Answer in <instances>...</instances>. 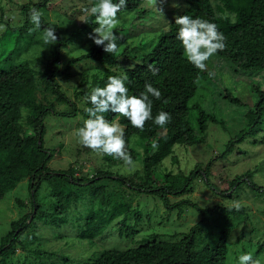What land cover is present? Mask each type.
Masks as SVG:
<instances>
[{
	"label": "trees",
	"instance_id": "trees-1",
	"mask_svg": "<svg viewBox=\"0 0 264 264\" xmlns=\"http://www.w3.org/2000/svg\"><path fill=\"white\" fill-rule=\"evenodd\" d=\"M27 1L21 4L24 22L16 27L5 22L7 30L0 36V156L5 155L6 159L3 161L0 157V201L7 190L28 178L30 211L12 220L7 233L1 237L0 264H11L17 249L22 250L24 259L17 258L14 264L66 262L65 257L51 253L52 250L40 249V243L47 239L41 237L39 240L31 234L41 220L58 233L51 236L54 242L67 238L63 241L66 248L75 246L73 238H78V243L84 244L86 240V244L92 245L102 231L113 223L128 238L133 237L137 231L136 225L141 221V213L131 204L135 199L125 204L105 196L100 184L106 180L115 181L139 197L159 200L167 219L175 211L176 217L181 218L185 209L191 208L196 210L200 220L187 233L173 234V241H160L154 235L152 240H144L137 247L126 250H82L81 259L73 258L72 264H228L229 253L240 242L243 252L247 251V243L251 239H246V229L251 222L261 225V219L254 222L249 218L248 207L235 208L223 202L230 197L237 199L240 193H245L252 198L253 203L264 206V185L254 181L255 173L264 170V165L260 167L256 164L237 175L222 163L233 150L239 149L235 145L246 138V134L237 141H230L225 152L209 159L204 168L201 164H195L186 176L181 171L173 173L168 170L164 184L150 182L154 169L175 146L187 148L200 144L204 141L202 135L213 122L206 108L200 106L197 100L206 98L208 84L203 81L212 80L209 78L210 73L195 68L187 61L183 46L177 39L179 26L175 24V17L186 14L217 24L225 36L226 47L215 54L218 60L224 61L223 67L231 74L240 76L263 72L264 0H126V6L118 13L121 23L114 29L120 30L131 25L136 27L135 33L125 38L114 54L105 52L103 45L94 43L85 54L67 63L66 68L80 64L82 60L98 64L99 73L92 75V86H104L108 76L126 73L130 95L144 91L148 83L160 89V99L151 97L152 115L155 117L162 110L170 113L171 119L163 126L149 120L143 129H138L119 113L103 114L109 121L114 118L124 128L129 153L135 163L140 162L145 173L144 180L139 183L134 178L109 172V168L125 164L122 159L101 151L88 159L101 161L100 166L105 163V170L90 178H73L72 170H59L57 173L50 167L57 147H50L49 143L46 145V120L51 115L63 119L72 118L77 113L76 105L63 94L57 82L65 72L57 67L61 50L70 41L63 42L57 25L42 18V26L37 30L44 32L45 28L54 27L58 40L39 82L44 90L52 92L59 103L70 106V112H56L49 103H39L35 97L37 80L34 76V57L31 62L23 61L22 58L30 46L33 28L28 19L30 8L45 7V0L39 4ZM83 1L87 8L96 3V0ZM97 26L95 16L89 14L76 35L81 37L84 32L94 35L93 30ZM74 38L75 34L71 40ZM229 100L237 102L232 95H229ZM190 112L197 114L190 116ZM81 113L88 115L86 111ZM247 119L251 121L249 135L264 131V92L259 93L255 109L247 115ZM82 149L91 150L84 145ZM240 153L238 151L237 156ZM213 165L220 175L217 185L214 181L218 175H213ZM134 175L140 179L139 173ZM197 177L220 202L200 207L184 197ZM44 183L53 189V197L41 203L39 191ZM219 185L225 188L220 189ZM172 197H179V201L172 203ZM233 220L241 226L239 234L234 233L236 229L231 226ZM130 221H134L133 227L129 226ZM177 229H180L178 225ZM31 243L34 245L31 246ZM262 243L264 245V240ZM261 251L263 249L260 247L256 255H261ZM73 254L71 250L68 251V256Z\"/></svg>",
	"mask_w": 264,
	"mask_h": 264
},
{
	"label": "rangeland",
	"instance_id": "rangeland-1",
	"mask_svg": "<svg viewBox=\"0 0 264 264\" xmlns=\"http://www.w3.org/2000/svg\"><path fill=\"white\" fill-rule=\"evenodd\" d=\"M30 1V4H39L44 0ZM27 2V0H13V2L0 0V16H2L0 23L8 22L11 27L20 26L25 19L21 4ZM86 8V2L83 0H45V7L38 8L43 13L42 18L46 22L57 25L62 41H70L61 50L57 67L61 71L65 70V72L63 76L57 79V82L61 86L63 94L76 105L77 113L72 118L61 119L53 115L47 118L48 135L46 137V145L49 143L50 147H57V151L51 159L50 167L55 169L57 173L60 172L59 170L67 172L72 170V177L77 179L90 178L105 170V163L100 166L101 161L88 159L100 151L83 150V144L77 135V130L83 126L84 120L87 119V115L81 112H85L90 103L87 101L86 95L91 92L92 87L96 86H92L91 81H94L92 75L99 73L98 64L82 60L80 64H72L70 68H66L69 61L85 54L94 44L91 35L86 32L81 37L76 35L79 28L84 24L86 17L90 14L83 11ZM135 28L129 25L120 30L114 29V33L119 37L117 44L119 45L125 38L133 35L136 31ZM74 34L75 38L71 40ZM1 35L2 32H0ZM42 37L43 32L37 29L31 30L30 46L22 56L23 61L26 62H31L34 57L36 64L34 76L37 80L35 97L39 103H49L56 112H70L68 104L59 103L52 92L48 89L44 90L39 82V78L50 60L54 48V44H44ZM205 63L207 67L204 71L210 73L209 78L212 80L203 81L208 84L206 98H198L197 100L200 106L206 108L207 115L210 119H213V122L208 125L207 131L202 135L204 141L200 144L187 148L181 145L175 146L174 150H171L158 168L154 169L150 183L164 184L165 173L168 170L173 173L181 171L186 176L195 167V164H201L202 168H204L209 159L225 152L226 146L230 141H237L244 134H246V138L238 142L240 143L239 145H235L242 154L237 156L238 149H235L233 153L222 160V163L231 165L229 166L230 170L236 174H240L243 170L256 164L260 165V167L264 165V131H260L256 135H249L248 132L251 129L249 122L251 121L247 119V115L255 109L259 93L264 91V71L246 75L241 74L240 76L233 75L227 68L223 67L224 61L218 60L216 54L211 56ZM81 92L84 94H80ZM229 95L236 98L237 102L230 101ZM190 113V116L197 114V112ZM110 121L118 122L113 119ZM241 156L245 158L240 160ZM0 157L3 161L6 160L5 155ZM141 157L142 153H140ZM5 163L8 162L5 161ZM135 164L136 168L134 170L123 165L109 168L108 171L126 178H134L139 183L144 180L145 173L140 162ZM135 171L140 174V179L135 177ZM212 173L215 176L218 175V179L214 181L217 185L220 175L215 165L212 167ZM198 178L188 188L184 197L200 207L212 206L214 203L220 202L218 198L204 189L202 182ZM254 181L259 185H264V170L255 173ZM115 183L113 180H106L100 186H102L105 196L113 197L115 202L123 201L125 204H129L135 199L131 204L133 207H137V212L141 213V221L136 225L137 231L133 237L128 238L113 223L111 227L102 231L98 236L99 241L96 240L92 245L89 243H78L79 241L75 239V246L71 250L74 254L73 256H68V249L71 248L67 247V249L63 240L54 242L51 236H55L58 233L53 231V227L45 225L41 220L31 231V234L38 237L39 240L41 237L47 239V241L40 243V249L58 252V256L66 258L64 264H72L73 258L81 259L82 250L93 251L102 250L103 248L126 250L127 248L137 247L144 240H152L154 235H157L156 239L160 241H173L175 240L172 237L173 234L187 233L200 220L196 210L189 208L185 209L181 218L176 217L175 211L167 219L168 216L159 200H147L139 197L140 195L138 196ZM218 187L220 189L225 188L224 185H219ZM27 188L28 178H24L17 182L13 189L7 190L0 201V239L7 233L12 220L30 211L28 206L30 197ZM52 192L51 186L44 183L39 191V201L41 203L48 202L50 197H53ZM171 201L172 203L178 202L179 197H172ZM256 201L259 202L258 199ZM20 202H23L24 205ZM237 203L240 205L239 208L248 207L250 209L249 218L254 222L261 219V225L250 223L249 228L246 229L245 236L246 239H251L250 243L244 240L245 245L246 243L248 245L247 251L243 252V244L241 242L235 247L233 246L234 249L229 253L228 264H238L239 256L246 252L252 253L254 259L259 258L261 264H264V245L262 243L264 240V206L259 207L253 203L252 198L245 193H240L237 199L230 197L226 202H223L224 205L235 208H237ZM128 224L133 227L134 221H130ZM177 225L180 229H177ZM231 226L236 229L234 231L235 234L241 232V226L236 220L232 221ZM257 240L261 242L258 243ZM33 245L31 243V246ZM260 247L263 249L261 251L263 253L258 256L256 253L257 250H260ZM17 258L20 260L24 259V253L20 249L16 250V257H13L10 261L11 264H14Z\"/></svg>",
	"mask_w": 264,
	"mask_h": 264
},
{
	"label": "clouds",
	"instance_id": "clouds-1",
	"mask_svg": "<svg viewBox=\"0 0 264 264\" xmlns=\"http://www.w3.org/2000/svg\"><path fill=\"white\" fill-rule=\"evenodd\" d=\"M125 6L126 0H96V3L90 8L83 9L84 12L95 16V21L98 25L93 30L94 35H91V39L96 45H103L104 51L107 53L114 54L118 50L117 40L119 37L114 33L113 29L121 23L118 13ZM159 11L161 12V9ZM42 16L43 13L38 8L35 6L30 8L28 19L33 25L31 30L41 28ZM175 24L179 26L177 39L180 40L183 46L184 55L187 61L197 69L205 70L207 67L205 62L218 50H223L226 47L225 36L223 32L219 31L215 22L184 14L175 17ZM6 30V25L0 23V32ZM42 38L46 45L55 44L58 40L56 29L54 27L45 28ZM128 79L129 77L126 73L110 75L107 77V82L104 86L96 85L92 87L91 92L86 95L87 101L91 104L90 107L85 109L88 114L87 119L84 120L83 126L77 130V135L84 146L122 159L125 166L134 170L136 164L126 146L124 128L118 122L109 121L103 114L107 112L119 113L126 117L133 127L138 129H143L145 122L149 120L163 126L171 119V116L170 113L163 110L155 117L152 115L153 100L151 97L161 98L162 93L159 88L148 83L145 84L144 91L130 95L126 84ZM111 119L114 120V118ZM244 158L241 156L240 160ZM226 165L228 168L231 166ZM243 172L245 171L243 170L241 173ZM198 179L201 181L200 178ZM196 181L197 178L194 183ZM204 189L213 194L206 187ZM236 207L239 208L240 205L237 203ZM66 239H63V241ZM73 239L75 242V239L77 240L78 238ZM97 241L99 240L97 239ZM84 242L86 243V240ZM69 250H72V248ZM52 252L56 255L58 253L53 250ZM238 264H261V262L259 258L254 259L252 253L246 252L239 256Z\"/></svg>",
	"mask_w": 264,
	"mask_h": 264
}]
</instances>
